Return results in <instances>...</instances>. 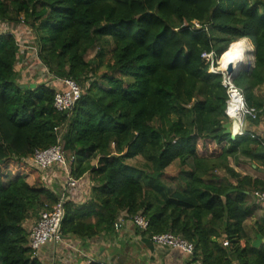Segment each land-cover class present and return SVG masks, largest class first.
I'll list each match as a JSON object with an SVG mask.
<instances>
[{
	"label": "trees",
	"instance_id": "1",
	"mask_svg": "<svg viewBox=\"0 0 264 264\" xmlns=\"http://www.w3.org/2000/svg\"><path fill=\"white\" fill-rule=\"evenodd\" d=\"M1 22L29 27L49 75L75 80L82 92L67 113L56 111L52 87L18 81L17 40L0 33V264H44L22 223L58 196L23 158L54 144L55 127L75 156L73 173L93 183L85 202H64L62 237L90 239L114 229L120 214H138L147 225L132 222L135 230L153 246L152 234L170 232L193 244L185 255L200 264H264V205L254 197L264 178L229 164L241 155L264 172V0H0ZM241 39L253 61L233 82L257 115L231 139L221 74L201 54L219 58ZM206 140L219 149L202 150ZM174 161L172 188L164 177Z\"/></svg>",
	"mask_w": 264,
	"mask_h": 264
},
{
	"label": "crops",
	"instance_id": "2",
	"mask_svg": "<svg viewBox=\"0 0 264 264\" xmlns=\"http://www.w3.org/2000/svg\"><path fill=\"white\" fill-rule=\"evenodd\" d=\"M19 24H13L15 27L11 29L14 32L11 34L15 36L19 45V53L15 61V70L17 71L16 66L20 69L19 73H17L20 76H18V81L30 84L45 83L53 87L52 81L48 77L46 78L44 67L39 68L41 63L35 56L34 50H31L32 46L35 45L26 44L29 37H25V39L18 37V29L23 30L22 28H18ZM243 129L246 131L252 128L245 123ZM259 129L263 134V128ZM91 162L95 164L96 161L92 160ZM56 169L59 168L54 167L43 172L40 170L41 177L38 183H41L45 188L56 193L58 196L62 191L64 178L63 175L60 176L58 174V170L56 171ZM259 172L262 178L264 172ZM89 183L90 176L86 174L81 183L71 191L68 200H73L76 203L85 202L90 195L91 186ZM37 212L39 213V209ZM36 219L35 215H31L23 221L22 225L27 232ZM249 221L246 220L244 226L247 234L252 238L254 234L251 227L248 226ZM256 241V238H254L253 242L255 244L257 243ZM262 243H264V238L262 239ZM37 257L44 264H200L198 259L193 261L194 259L191 256L185 255L180 250L157 248L151 245L146 236H142L140 232L138 233L135 230L132 221L124 217V213L120 214L114 229L110 232H102L98 236L82 240L70 236L63 237L58 244H44L38 250Z\"/></svg>",
	"mask_w": 264,
	"mask_h": 264
},
{
	"label": "built area",
	"instance_id": "3",
	"mask_svg": "<svg viewBox=\"0 0 264 264\" xmlns=\"http://www.w3.org/2000/svg\"><path fill=\"white\" fill-rule=\"evenodd\" d=\"M23 24V23H21ZM2 25V24H1ZM24 25V24H23ZM27 26H23L24 32H27ZM30 30V28H29ZM9 33H14L11 30H7ZM11 31V32H10ZM6 32V31H5ZM1 33V32H0ZM29 39V38H28ZM28 40L29 44L33 42V35L30 36ZM18 43V42H17ZM23 44V43H22ZM19 46V45H18ZM31 50L36 54V47L32 46ZM201 57L209 62V71L221 74V84L225 87L228 98L226 100L225 114L230 116L228 113V104L232 99L233 89L237 90L239 96L243 98V108H240V121L241 129L238 135L245 134L243 129L245 124L244 118L248 115L254 118L257 115V111L245 105L244 97L241 90L234 84L231 77L224 70L218 69V58H216L213 51L203 52ZM42 65V64H41ZM47 74H49L44 67ZM52 81L54 95H53V107L58 112H64L72 109L76 101L80 98L82 88L79 84L71 78H49ZM232 119L231 121H233ZM264 127V126H263ZM55 132L57 133L56 142L43 149H35L33 153L25 158L23 161L31 164L33 167L41 170V172L50 169L55 165V167L60 168L63 171V184L62 191L58 195L57 201L48 207L45 203L43 208L39 210L38 217L30 227L28 231V244L33 257L38 256V250L46 243L58 244L62 240V235L60 234V222L63 215V204L69 199V195L73 189H75L80 183L82 178L77 177L73 173V163L75 161V156L73 154H68L63 147V141L60 134V127H55ZM264 133V128H263ZM252 137H256L255 134L250 132ZM255 199L264 205V192H254ZM132 222L136 224L140 229H145L147 221L141 215H133ZM152 243L157 247H169L179 249L187 255H191L193 252V244L187 240L174 235L170 232L167 233H155L151 235ZM226 244V242H224Z\"/></svg>",
	"mask_w": 264,
	"mask_h": 264
},
{
	"label": "rangeland",
	"instance_id": "4",
	"mask_svg": "<svg viewBox=\"0 0 264 264\" xmlns=\"http://www.w3.org/2000/svg\"><path fill=\"white\" fill-rule=\"evenodd\" d=\"M9 9H10V12H11V7H9ZM2 24V25H1ZM19 24V23H18ZM22 26V27H21ZM23 26H25V25H23V24H19V27L18 28H23ZM15 26L13 25V23H9V22H1L0 23V32H3V31H7V30H11V29H13ZM27 32H24V31H22L21 32V30L20 29H18V37L20 38V39H25V37H29V39L28 40H32V39H30V36L31 35H33V33H32V31H31V29L29 30V28H27ZM246 42H247V44H248V49H247V54H246V68H247V65L250 63V62H252L253 61V58H252V55L250 54V51L253 49V46H252V44H251V42L249 41V40H247V39H244ZM26 44H29V42H27ZM233 44V43H232ZM231 44V45H232ZM31 45H35V43H31ZM231 45L229 46V49H230V47H231ZM96 50H97V47L95 48V49H93V50H91V51H89V54L86 56V58H91V57H94V55H95V52H96ZM228 51V50H227ZM108 54H107V59H109L110 58V51H109V48H108ZM220 58V57H219ZM219 58H218V60H219ZM29 65V64H28ZM219 68H221L222 69V67H221V63L219 62ZM16 68H17V72L19 73V68H18V66H16ZM39 68H43V66L42 65H39ZM42 70V69H41ZM101 71H102V69H101ZM45 73H46V71H44ZM50 78V75L48 74L47 75V73H46V78ZM258 91L259 92H262V90H261V88L260 89H258ZM264 94V93H263ZM231 116V118L233 117V118H240V116L239 115H236V116H232V115H230ZM230 116H228V118H230ZM172 117V116H171ZM232 118V119H233ZM205 145H204V147L202 148V150H204V151H206L207 150V153H214V152H216V150H215V148H217V149H219V147H216L215 146V144L212 142V141H210V140H206V141H204L203 142ZM137 158H140V157H137ZM131 162H133V160H131ZM140 162V161H139ZM229 164L236 170V171H238V172H240L241 174H250L251 176H257V177H259V178H261V174H260V172L259 171H255V169L253 168V167H251L250 166V163H249V160L247 159V157H245V156H241V155H239L238 156V158L237 159H233V158H229ZM55 167V165H53V167L52 168H54ZM58 170V174L60 175V176H62L63 175V171L59 168V169H56V171ZM180 171V166H179V164L177 163V161H174V162H172L170 165H168L167 167H166V169H165V179L167 180V182H168V184L172 187V188H174V187H177L178 186V184H179V179H178V177H176L177 176V172H179ZM62 172V173H61ZM219 177H222V176H224V175H226L223 171H221V170H219V171H217V172H215ZM264 174V173H263ZM262 178H264V176L262 177ZM164 179V180H165ZM84 181H86V180H84ZM84 184V183H83ZM92 182L90 181V183H89V185L90 186H92ZM249 201L250 202H252V203H254V204H256V205H260V204H258V203H256L255 202V200L253 199V198H249ZM261 215V212H260V210L258 209V210H256V212H255V215H254V217L253 218H255L256 220L259 218V216ZM35 219H36V216H35ZM248 220H250L249 221V225L248 226H250L251 227V230H253V226H254V224H253V220H252V218H249ZM242 243V242H241ZM223 245H225L224 243H223ZM260 246V245H259Z\"/></svg>",
	"mask_w": 264,
	"mask_h": 264
},
{
	"label": "clouds",
	"instance_id": "5",
	"mask_svg": "<svg viewBox=\"0 0 264 264\" xmlns=\"http://www.w3.org/2000/svg\"><path fill=\"white\" fill-rule=\"evenodd\" d=\"M243 41H237L233 43L228 50L227 53H225L226 61H236L239 59H243ZM221 56V55H220ZM221 67H226V63L222 64ZM233 95L236 97V100L239 101V108H243V98L238 95L237 90L233 89ZM235 115V112L232 113ZM231 120V119H230ZM241 128V121L239 119L233 120V123L231 125V132L233 135L237 134L240 131Z\"/></svg>",
	"mask_w": 264,
	"mask_h": 264
},
{
	"label": "bare ground",
	"instance_id": "6",
	"mask_svg": "<svg viewBox=\"0 0 264 264\" xmlns=\"http://www.w3.org/2000/svg\"><path fill=\"white\" fill-rule=\"evenodd\" d=\"M244 44H243V59H239V60H236L234 61L233 63H238V62H241V64L245 65L246 64V54H247V49H248V44L245 40H243ZM228 51L224 52L223 54H221L219 60H218V69L219 70H224L225 67H222L219 68V62L222 64H227L229 61H226V58H225V53H227ZM243 69V68H242ZM233 111L235 112V115H233ZM228 113L229 115H232V116H236V115H239L240 116V108H239V101L236 100V97L234 95H232V99L229 101V104H228ZM230 119L232 120L231 116H230Z\"/></svg>",
	"mask_w": 264,
	"mask_h": 264
},
{
	"label": "water",
	"instance_id": "7",
	"mask_svg": "<svg viewBox=\"0 0 264 264\" xmlns=\"http://www.w3.org/2000/svg\"><path fill=\"white\" fill-rule=\"evenodd\" d=\"M250 54H252V50L250 51ZM250 64H248L247 66H249ZM246 69V65H243L241 64V62H238V63H233L232 61H229L227 64H226V67H225V72L231 77V79L233 80L236 73L240 70V69ZM31 88L34 87V84H30L29 85ZM64 113H67V110L64 111ZM233 121L230 120V118H228V120L222 124V127H223V133L225 134H228L230 136L231 139H234L237 134L233 135L232 132H231V125H232ZM241 129V128H240Z\"/></svg>",
	"mask_w": 264,
	"mask_h": 264
}]
</instances>
